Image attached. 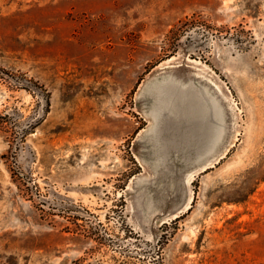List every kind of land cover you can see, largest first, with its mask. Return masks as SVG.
<instances>
[{
    "label": "rangeland",
    "instance_id": "1",
    "mask_svg": "<svg viewBox=\"0 0 264 264\" xmlns=\"http://www.w3.org/2000/svg\"><path fill=\"white\" fill-rule=\"evenodd\" d=\"M0 264H264V0H0Z\"/></svg>",
    "mask_w": 264,
    "mask_h": 264
},
{
    "label": "crops",
    "instance_id": "2",
    "mask_svg": "<svg viewBox=\"0 0 264 264\" xmlns=\"http://www.w3.org/2000/svg\"><path fill=\"white\" fill-rule=\"evenodd\" d=\"M183 104L185 106L180 107L175 103L174 106H177L176 110L178 112L175 113V116L178 123L184 124L187 128L189 134L187 139L194 144H201L200 147L204 152L211 151L221 136V121H216L211 113L206 111L205 106L201 102L191 101L183 102ZM155 119L160 124L164 122L170 126H176L174 123L170 124L172 122L170 116L164 110H158L155 114Z\"/></svg>",
    "mask_w": 264,
    "mask_h": 264
}]
</instances>
